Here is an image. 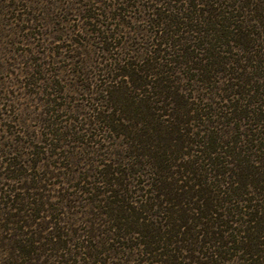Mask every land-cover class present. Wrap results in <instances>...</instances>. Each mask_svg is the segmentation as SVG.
Masks as SVG:
<instances>
[{
    "label": "rangeland",
    "instance_id": "obj_1",
    "mask_svg": "<svg viewBox=\"0 0 264 264\" xmlns=\"http://www.w3.org/2000/svg\"><path fill=\"white\" fill-rule=\"evenodd\" d=\"M259 2L250 0L243 8L229 7V0L173 1L167 12L174 18H198L184 17L188 24L179 27L180 42L167 45V60L183 61L170 63L167 73L177 100H160L156 105L163 110L153 113L126 101L134 95L132 83L119 74L120 68H131L127 62L144 67L152 60L161 34L155 22L157 10L164 9L162 0H0V213L13 204L11 189L32 177L46 179L39 192L59 208L52 209L64 220L57 226L68 235L51 241L65 244L60 251L65 262L53 258L45 264H91L82 234L95 221L99 228L109 225L108 216L99 217L105 207L98 208L109 197L102 191L112 188L107 169L119 170L112 176L129 187L127 200L140 205L159 184L149 154L171 149L179 155L189 152L185 159L199 158L203 146L187 139L216 136L224 141L217 152L226 155L225 168L232 167L231 159L249 180L264 175V9L256 12ZM107 34L112 35L105 40ZM165 59L156 60L161 65ZM150 72L149 80L159 76ZM201 74L213 77L204 80ZM117 85L122 92L110 97L106 88ZM178 119L188 120L181 131ZM175 136L188 146L174 148ZM231 138L237 147L226 144ZM226 149L235 155L229 157ZM144 151L149 154L137 157ZM258 204L264 207V198ZM155 210L142 215L164 220ZM2 216L0 261L8 259L15 242L6 237L18 227L7 223L11 229L6 231ZM134 237L115 239L113 245L108 241L101 250L110 246L106 255L116 264H137L145 256ZM238 255L228 252L222 263L240 264Z\"/></svg>",
    "mask_w": 264,
    "mask_h": 264
},
{
    "label": "trees",
    "instance_id": "obj_2",
    "mask_svg": "<svg viewBox=\"0 0 264 264\" xmlns=\"http://www.w3.org/2000/svg\"><path fill=\"white\" fill-rule=\"evenodd\" d=\"M162 1L164 9L157 10L156 14L159 17L155 22L156 32L161 31V34L156 35L157 47L155 48L156 53L151 57L152 60H147L149 62L144 67L133 61L127 62L126 64L131 68H123V70L120 68L121 73L119 74L123 77H130L132 83L130 87H132L134 95L129 98V94L126 101L128 103L130 101V104L135 103L139 106L138 109L144 108L153 113L163 110L156 105L160 100L162 102L177 100L174 98L176 95L173 91L174 83L169 79L167 73L172 71L171 66L174 63H180L181 60L178 61L174 58L167 60L169 53L167 45L175 47L177 41L180 42L179 27L183 23L188 24L187 21L182 20L185 16L180 15L174 18V15L167 12L175 0ZM249 1L229 0L228 6L238 7L240 4L245 8ZM258 1L260 2L255 4L257 13L264 9V0ZM207 11L212 12L209 7ZM236 15L240 17L241 14ZM186 17L189 18V21L198 18L197 15H195L196 18L188 15ZM201 20L198 19L202 22ZM203 22L207 24V21ZM111 35L107 34L105 40H108ZM106 43L104 49L110 52L108 42ZM159 57L166 58L167 61L159 65L156 60ZM151 69L152 71L156 70L159 74L154 80L148 79V76L153 74L150 72ZM203 70L204 68H202ZM156 72L154 73L156 74ZM201 75L202 79L210 80L208 79L210 75ZM115 87L106 88L110 97L113 96V91L122 92V86ZM113 88L115 89L113 90ZM136 93L137 95L141 94L140 98L135 95ZM178 121L180 122L179 129L181 125L188 123V120L178 119ZM249 134L241 132L240 136L249 137ZM194 139L188 138L187 140L192 143L196 141L199 146H203L199 150L202 154L199 158L197 156L191 160L189 157L185 159L183 155L189 156V152L179 155L171 149H163L153 153L152 156L145 151L138 153L137 157L139 158L149 154L148 157L152 158L149 165L155 168L159 175L157 178L159 184L156 182V187L150 190L151 196H146L140 205L135 206L127 200L129 187L122 180H118L119 178L112 176L119 170L113 172L110 169L106 170L107 183L112 188L102 191L103 193L109 191V197L98 208L101 205L105 207V210L101 209L99 217L108 216L109 225L99 228V226H95L97 224L95 221L86 229V234H82L84 235L83 240L87 242L84 241L82 244L89 263L116 264L113 260H109L113 257L110 258L106 255L110 246L106 250H101L103 245L108 241H111L109 245H113L112 242L115 239L118 242L120 239H131L135 236L134 238L138 239L136 245L139 249L141 248L140 253L145 256L139 260L143 264L146 262L149 264H223L222 261L226 259L224 255L228 252H240V255L237 256L239 261H242L240 264H264V242L260 240L264 237V207L258 204V201L264 198V175L249 180L246 174L237 172L242 169L241 164H233L231 159L229 162L232 163V167L225 168L222 158L226 155L217 152L224 141L219 140L216 136H211L207 141ZM174 141L176 142L173 144L174 148H178L179 151L188 146L183 145L180 136H175ZM225 142L237 147L238 141L231 138ZM224 151L226 154L228 153L229 157L236 153L233 150L231 152L227 149ZM261 162L264 166L263 159L260 160V164H262ZM110 174L111 176H109ZM28 180L31 181H25L15 189H11L13 197H9H12L13 204L7 206L9 210L4 209L3 213H0L5 215L2 216L4 222L1 227L3 226L6 231L11 229L10 226H6L7 223L18 225V227L12 228L16 231L14 236H5L10 241L14 240L15 243L7 254L8 259L0 261V264H38V262L45 264L47 260L53 258H60L61 262H65L61 256L62 252H60L66 250L65 244L51 242L68 235L57 226L64 220L56 216L52 210L57 209L58 212L59 208H55L44 193L39 192V190H45L46 179L43 183L34 177ZM254 194L256 197L253 196ZM4 203L9 204L10 202ZM46 205H51V208H45ZM155 208V213L160 212L164 220H158V217L161 218L158 214V217L152 218V220L142 215ZM50 209L53 211L52 213H50ZM14 210L16 212H12ZM238 216L241 218H234ZM26 218L30 221L25 222ZM37 219L45 220V224L37 222ZM236 222L244 227H234L233 223ZM53 224L55 227L51 226ZM30 227H34L36 230H28ZM50 227H52L51 231L48 230ZM62 228L64 227L62 226ZM37 229L41 231L38 232ZM96 237L103 240H96Z\"/></svg>",
    "mask_w": 264,
    "mask_h": 264
}]
</instances>
